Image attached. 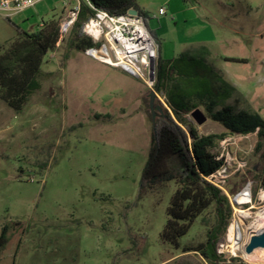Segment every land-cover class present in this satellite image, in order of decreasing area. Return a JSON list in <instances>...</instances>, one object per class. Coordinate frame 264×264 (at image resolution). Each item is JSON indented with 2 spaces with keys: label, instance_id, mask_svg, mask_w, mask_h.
<instances>
[{
  "label": "rangeland",
  "instance_id": "1",
  "mask_svg": "<svg viewBox=\"0 0 264 264\" xmlns=\"http://www.w3.org/2000/svg\"><path fill=\"white\" fill-rule=\"evenodd\" d=\"M138 1L163 60L206 45L209 63L235 88L225 104L264 118V0ZM75 5L44 0L9 20L0 15V48L13 44L20 29L32 32L52 19L67 22ZM42 70V88L21 113L0 100V235L7 226L10 236L0 264H210L191 249L206 242L214 209L196 220L177 248L161 237L176 182L141 195L154 132L144 101L150 106L155 89L121 68L69 51L64 41L47 54ZM154 106L155 114L171 113L163 95L157 94ZM188 118L202 135L226 132L209 119L198 126ZM256 142L255 134L230 136L215 150L225 166L214 183L233 206L217 244L227 261L264 264L245 259L253 235L246 226H241L246 243L234 247L237 209L254 206L255 213L264 207V190L253 180ZM248 185L252 204H236ZM258 250L263 249L253 252Z\"/></svg>",
  "mask_w": 264,
  "mask_h": 264
},
{
  "label": "trees",
  "instance_id": "2",
  "mask_svg": "<svg viewBox=\"0 0 264 264\" xmlns=\"http://www.w3.org/2000/svg\"><path fill=\"white\" fill-rule=\"evenodd\" d=\"M79 1L80 10L67 36H62L60 21L52 19L32 32L18 30V39L7 48H0V100L16 113H21L31 97L41 90L45 57L61 42L67 43L69 51L84 53L100 47L83 32L84 25L95 16L96 10L114 16L135 10L147 26L150 20L137 0ZM150 32L155 38L153 31ZM160 52L154 89L166 97L171 113L164 110L152 115L150 106L144 101L145 113L153 124L154 132L143 170L141 195L146 189L176 182L178 188L167 209L168 220L162 240L180 247V239L190 232L196 220L213 208L215 224L208 231L206 242L197 248L184 250L196 251L210 264H247L239 258L224 260L217 252L218 241L227 233L233 217V206L228 196L214 183L213 176L225 166V158L215 150L230 136L255 134L254 155L258 157V170L253 180L264 190V118L259 112L237 111L234 106L225 104L235 93V88L209 63L210 50L206 45L170 60H163ZM223 59L245 62L235 58ZM200 107L205 109L204 114L209 120L218 123L226 132L200 134L188 118ZM230 193L238 192L232 189ZM9 241V229L5 226L0 235V254Z\"/></svg>",
  "mask_w": 264,
  "mask_h": 264
},
{
  "label": "built area",
  "instance_id": "3",
  "mask_svg": "<svg viewBox=\"0 0 264 264\" xmlns=\"http://www.w3.org/2000/svg\"><path fill=\"white\" fill-rule=\"evenodd\" d=\"M42 1L44 0H0V15L12 18ZM79 10L80 1L71 11L69 20L61 24L62 36L72 28ZM160 14H166L165 8L160 10ZM83 32L100 44L99 48L88 49L86 55L99 59L96 53L101 54L107 58L99 59L103 63L123 69L145 81L154 90L160 44L141 16H134L129 12L114 16L106 11L96 10L95 16L84 25Z\"/></svg>",
  "mask_w": 264,
  "mask_h": 264
},
{
  "label": "bare ground",
  "instance_id": "4",
  "mask_svg": "<svg viewBox=\"0 0 264 264\" xmlns=\"http://www.w3.org/2000/svg\"><path fill=\"white\" fill-rule=\"evenodd\" d=\"M97 58L99 59H107L104 58L101 54L96 53ZM251 185L248 188L244 189V191L236 198V202L239 205L250 204L251 203ZM264 199V196H263ZM252 204V203H251ZM255 209L252 206L250 209H237V214L239 217V224L234 226L235 233V248L236 250L240 249L238 245L241 241L246 243L242 239V228L241 226H246L247 231H251L250 233L256 234L260 233L264 230V207L257 210V212L253 213ZM248 222V223H247ZM244 246V245H242ZM241 246V247H242ZM245 259L247 261H256V262H264V249L262 251H255L253 253L245 255Z\"/></svg>",
  "mask_w": 264,
  "mask_h": 264
},
{
  "label": "water",
  "instance_id": "5",
  "mask_svg": "<svg viewBox=\"0 0 264 264\" xmlns=\"http://www.w3.org/2000/svg\"><path fill=\"white\" fill-rule=\"evenodd\" d=\"M129 13L131 15H138V12L135 11V10H130ZM157 94L155 91H153L151 93V98H150V108L152 110V115L155 114V111H154V103H155V98H156ZM191 117L193 118V120L196 122V124L198 126H202L203 124H205L208 120V117L204 114V112H202V110L200 109H196L195 111L192 112L191 114ZM249 185L246 187L248 188ZM245 188V189H246ZM242 193V192H241ZM241 193H239L236 197H235V200L234 202L237 204L236 202V198L241 195ZM264 249V230L260 233H256V234H253L250 238V241L249 243L247 244L246 248H245V251L247 254H250L252 253L254 250L256 249Z\"/></svg>",
  "mask_w": 264,
  "mask_h": 264
},
{
  "label": "crops",
  "instance_id": "6",
  "mask_svg": "<svg viewBox=\"0 0 264 264\" xmlns=\"http://www.w3.org/2000/svg\"><path fill=\"white\" fill-rule=\"evenodd\" d=\"M74 2H75V4H77L78 2H79V0H74ZM137 3L139 4V6L141 7V8H143V6L144 5H141L140 3H139V1L137 0ZM145 11V10H144ZM160 54H161V52H160ZM161 58H162V55H161ZM99 60V59H98ZM99 61H101V60H99ZM116 68V67H115ZM144 112H145V110H144ZM146 114V113H145Z\"/></svg>",
  "mask_w": 264,
  "mask_h": 264
}]
</instances>
